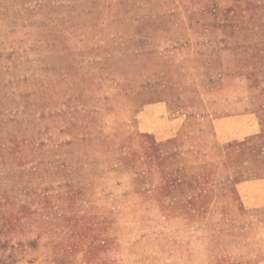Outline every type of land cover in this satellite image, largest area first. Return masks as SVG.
Wrapping results in <instances>:
<instances>
[{"label": "rangeland", "instance_id": "rangeland-1", "mask_svg": "<svg viewBox=\"0 0 264 264\" xmlns=\"http://www.w3.org/2000/svg\"><path fill=\"white\" fill-rule=\"evenodd\" d=\"M239 73L259 129L233 147L256 153L264 0H0V264L34 261L44 239L55 264H121L111 213L95 200L110 169L143 172V196L201 221L225 172L184 178L158 117L201 112V94ZM130 102L153 132L115 131ZM228 209L206 224L208 264H264V206Z\"/></svg>", "mask_w": 264, "mask_h": 264}, {"label": "crops", "instance_id": "crops-1", "mask_svg": "<svg viewBox=\"0 0 264 264\" xmlns=\"http://www.w3.org/2000/svg\"><path fill=\"white\" fill-rule=\"evenodd\" d=\"M246 87V76L239 73L221 91L212 89L201 94L198 101L201 112L172 117L166 112L159 114L158 138H171L184 178L219 169L225 172V178L218 185L225 192L212 200L210 210L201 221L169 217L158 199L143 196L137 186L143 172L110 169L101 175L95 200L100 209L111 213L110 236L116 242L121 264H208L210 229L206 224H212L214 213L232 211L228 209L231 206L239 215L240 203L251 209L264 206V150L247 153L233 147L259 129ZM220 92L222 98L214 96ZM213 106L219 110H213ZM131 109L134 110L133 103H126L113 116L130 111V117ZM129 117L120 122L116 132L154 131L136 113ZM236 119L238 127L233 128ZM162 179L158 170L152 188L157 189ZM51 243L50 239L38 241L34 261L14 264H55L50 253Z\"/></svg>", "mask_w": 264, "mask_h": 264}, {"label": "trees", "instance_id": "trees-1", "mask_svg": "<svg viewBox=\"0 0 264 264\" xmlns=\"http://www.w3.org/2000/svg\"><path fill=\"white\" fill-rule=\"evenodd\" d=\"M85 141L89 142V139L86 138ZM90 141H91V139H90ZM85 148L90 150V143H87V145L85 146Z\"/></svg>", "mask_w": 264, "mask_h": 264}]
</instances>
